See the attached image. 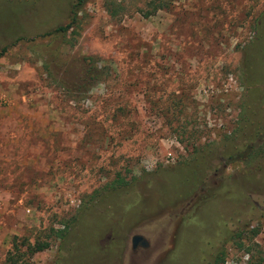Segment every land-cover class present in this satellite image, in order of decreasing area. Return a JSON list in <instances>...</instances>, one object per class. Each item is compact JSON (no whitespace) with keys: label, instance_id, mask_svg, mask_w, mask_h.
I'll list each match as a JSON object with an SVG mask.
<instances>
[{"label":"rangeland","instance_id":"1","mask_svg":"<svg viewBox=\"0 0 264 264\" xmlns=\"http://www.w3.org/2000/svg\"><path fill=\"white\" fill-rule=\"evenodd\" d=\"M71 1L0 0V264L264 252V0Z\"/></svg>","mask_w":264,"mask_h":264},{"label":"trees","instance_id":"2","mask_svg":"<svg viewBox=\"0 0 264 264\" xmlns=\"http://www.w3.org/2000/svg\"><path fill=\"white\" fill-rule=\"evenodd\" d=\"M83 1L84 0H72L68 9L67 21L63 24H59L51 28L50 30L42 33L41 36H50L57 34L64 35L67 32L71 31L70 29L75 28L78 21L77 13L80 10ZM144 15H147V13H145ZM5 49H6L5 46L1 48L0 55L2 52L5 51ZM90 60L91 59H88V61ZM245 149H246L247 157L252 159L256 155L259 148L257 147L255 149L254 146L247 144ZM239 158H241L239 157V153L237 154V151H235L233 154L227 155L228 160L226 162L234 161ZM189 167L190 166H188V170L185 171L184 173L188 174V179L193 180L189 183V185L193 186L196 185V183L197 184L199 183L201 176V174H199L200 168H198L197 165H193V167L195 168H193L192 166L191 168ZM114 183H116V185L118 186H123L127 184V181L124 180L123 177L118 176L114 180ZM51 232H53L55 236H58L61 230L59 229L51 230ZM47 246H48V242L46 240L40 242L35 241L33 244H29L28 242H24L16 237H13V239L11 240V245L5 254L4 264H32V262L30 261L31 254L36 251L42 250ZM223 256L224 254L221 252L220 256L218 257L217 260L214 261V263L215 264L221 263L224 258ZM247 264H264V252H257L256 255H249Z\"/></svg>","mask_w":264,"mask_h":264},{"label":"water","instance_id":"3","mask_svg":"<svg viewBox=\"0 0 264 264\" xmlns=\"http://www.w3.org/2000/svg\"><path fill=\"white\" fill-rule=\"evenodd\" d=\"M142 236L139 234H133L130 237V247L131 249H135L137 246H143L144 243L141 241Z\"/></svg>","mask_w":264,"mask_h":264},{"label":"flooded vegetation","instance_id":"4","mask_svg":"<svg viewBox=\"0 0 264 264\" xmlns=\"http://www.w3.org/2000/svg\"><path fill=\"white\" fill-rule=\"evenodd\" d=\"M141 241L144 243V245L141 246V247H145V246H146V242H145V240L142 238Z\"/></svg>","mask_w":264,"mask_h":264}]
</instances>
